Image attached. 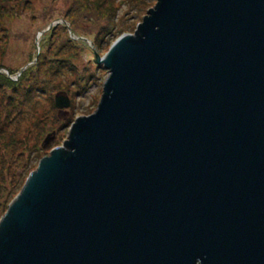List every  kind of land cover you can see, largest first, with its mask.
<instances>
[{
	"label": "water",
	"instance_id": "water-1",
	"mask_svg": "<svg viewBox=\"0 0 264 264\" xmlns=\"http://www.w3.org/2000/svg\"><path fill=\"white\" fill-rule=\"evenodd\" d=\"M101 62L96 111L0 220V264H264V0H157Z\"/></svg>",
	"mask_w": 264,
	"mask_h": 264
},
{
	"label": "rangeland",
	"instance_id": "rangeland-1",
	"mask_svg": "<svg viewBox=\"0 0 264 264\" xmlns=\"http://www.w3.org/2000/svg\"><path fill=\"white\" fill-rule=\"evenodd\" d=\"M156 3L13 0L20 15L6 19L4 29L0 25V64L17 69V77L11 78L16 81L25 69L36 65L38 57L43 60L35 66L39 89L34 90L29 104L24 99L19 109L14 103H5L9 92L0 91V106L7 107L0 115V220L43 157L64 148L74 122L96 111L109 77L101 59L116 40L136 29ZM59 92L70 101L65 111L71 118L66 124L56 118L60 116L54 98ZM47 134L53 138L41 149Z\"/></svg>",
	"mask_w": 264,
	"mask_h": 264
},
{
	"label": "trees",
	"instance_id": "trees-1",
	"mask_svg": "<svg viewBox=\"0 0 264 264\" xmlns=\"http://www.w3.org/2000/svg\"><path fill=\"white\" fill-rule=\"evenodd\" d=\"M19 15H20L19 11H17L16 7L13 6V0H2V2L0 3V25H3V29L6 27L5 25L6 22L8 21L6 19L11 18L12 16L19 17ZM78 43L79 42H77V44ZM40 59L43 60L42 57H38L36 62L37 67H39L41 64ZM36 65L32 64L31 67L25 69V71L22 72V74L16 81H13L11 80V78L14 76L17 77V73H16L17 69H11L7 66H3V64L2 65L0 64V91H7L9 92V94L7 95H10L9 97H5V100H3L5 103H14L15 107H20L19 109L23 108L22 106L25 104L23 101L24 99L26 100L27 104H29V99L33 96L34 90L39 89L38 88L39 83L34 73ZM12 95H14V97H12ZM0 109H1L0 115L2 117V114H4V111H6L7 107L5 108L4 106L2 109L0 106ZM58 114L60 117L57 116L56 118L57 120L60 119V121H62V124H66L67 121L71 118L70 116L71 114H69L68 111L59 112ZM48 138H53V137L51 134H47V136L44 138L43 142L40 145L41 149L44 148L46 144V140ZM21 172L22 171L20 170L17 173V176H19Z\"/></svg>",
	"mask_w": 264,
	"mask_h": 264
}]
</instances>
